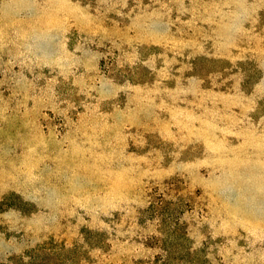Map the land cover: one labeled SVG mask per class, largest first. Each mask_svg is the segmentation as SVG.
<instances>
[{
  "label": "rangeland",
  "instance_id": "rangeland-1",
  "mask_svg": "<svg viewBox=\"0 0 264 264\" xmlns=\"http://www.w3.org/2000/svg\"><path fill=\"white\" fill-rule=\"evenodd\" d=\"M0 264H264V0H0Z\"/></svg>",
  "mask_w": 264,
  "mask_h": 264
}]
</instances>
